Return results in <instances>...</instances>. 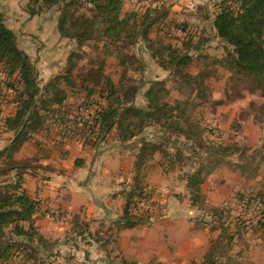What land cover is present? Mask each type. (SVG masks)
Returning <instances> with one entry per match:
<instances>
[{
	"label": "rangeland",
	"instance_id": "rangeland-1",
	"mask_svg": "<svg viewBox=\"0 0 264 264\" xmlns=\"http://www.w3.org/2000/svg\"><path fill=\"white\" fill-rule=\"evenodd\" d=\"M122 1L125 12L137 14L157 9L158 3L161 7L164 2H173ZM207 1L211 3L210 11L218 13L223 0ZM16 3V9L9 11L13 12L10 14L0 4V13L4 14L6 23L17 19L10 23L18 26L15 29L7 25L21 38L20 48L35 62L41 87L63 72L74 50L77 54L73 60L77 67L72 72L77 86L70 87L60 112L46 113L43 124L19 144L15 141L17 131L9 128L6 122L19 110V77L9 74V69L0 65L3 87H0V180L2 185H15L16 180H13L18 170L8 174L5 170L12 164L24 168L25 188L39 204L34 216L37 231L34 238L35 245L40 248L39 252L26 247L27 243L17 244L11 260L3 264H27L29 254L34 256L30 264L36 260L45 264H201L205 262V256L214 255L213 252L220 258L218 264H264V228L256 230L252 226L261 214L255 206L248 207L239 197L240 194L255 198V194L264 192V125L255 114L264 101L263 92L255 91L253 84H246L244 77L237 86L233 81L224 84L225 80L216 75L206 78L210 84L205 88V97L196 98V104L189 106L188 111L198 124L197 128H192L194 134L201 131L204 140L213 141L208 145L209 150L202 149L201 156H206L205 151L216 154L223 151V159L218 163L203 159L205 162L201 165L194 157L191 142L186 144L183 137L174 133L172 142L151 147L150 150L156 152L138 176L135 162L140 152L133 147L140 148V142L123 145L109 138L108 142L93 148L94 139H91L89 126L84 123H94L98 106L96 103L89 106L88 101L95 99L105 103L106 99L101 97L100 91L88 99L85 88L88 83L82 82L91 67L97 68L103 62L116 81L128 68L131 85L143 80H168L170 73L147 54L145 48L142 51L137 48L114 50L115 45H106L108 40L103 37L86 36L81 46L62 35L58 40L54 29L58 25L59 11L49 9L31 17L28 10L34 5L33 0H16ZM167 4L158 7L159 13L167 11L168 17L156 24L154 31L161 28L162 31H153V36L157 33L174 43L176 37L183 39L188 34L177 27L180 24H188V29L196 33V40L203 29H209L205 20L206 8H199L198 21L192 18V3L186 1L180 13ZM228 4L238 11L236 0H230ZM91 8L86 0H79L75 5L76 17L86 21L81 20L80 29L89 30ZM20 12L27 13V20L19 15ZM53 24H56L55 28ZM167 32L174 37L170 39ZM210 43L211 47H208ZM210 43L206 50L211 57L201 60L203 65H209V70L218 68L213 64L214 54L223 55L222 48L215 51L214 46L220 47L218 43L214 40ZM127 52L136 55L129 61V67L123 65L122 59ZM191 69L195 71L197 67ZM167 84L173 97L188 99L197 94V91L190 93L185 86L181 88L173 80ZM93 85L94 81H91L89 86ZM136 103L145 106L143 93ZM42 115L45 116V112ZM60 116H66L64 121L57 120ZM158 136L162 133L157 125H151L137 140L141 137L153 140ZM194 172H201L200 177L204 179L197 192L202 199L196 202L192 190L197 187L188 185L189 175ZM79 180L86 185L81 188ZM83 188L94 195L81 194L78 190ZM134 191L144 192V196H135L131 201L129 194ZM130 201L127 219L136 223L120 228L123 225H118V220L126 214ZM214 209L219 210L216 216ZM25 226L27 228L29 223Z\"/></svg>",
	"mask_w": 264,
	"mask_h": 264
},
{
	"label": "trees",
	"instance_id": "trees-1",
	"mask_svg": "<svg viewBox=\"0 0 264 264\" xmlns=\"http://www.w3.org/2000/svg\"><path fill=\"white\" fill-rule=\"evenodd\" d=\"M86 1L88 5L92 6L93 13L88 31L80 29L81 20L86 21L83 18H77L74 12V7L79 0H33L34 5L29 7L28 12L31 16H36L46 10L56 9L60 13L57 20V31L63 37L80 44L79 46L88 36L103 37L108 40L106 45L111 43L115 45L114 50L137 48L142 51L145 48L146 53L170 73L168 80H143L142 83L131 85L132 78L128 68H125L127 70L116 81L113 75L106 71L105 62L97 68L91 67L87 78H84L82 82L83 84L88 83L85 86L88 91V99L98 91H100L101 97L106 99L105 103L95 99L88 101L89 106L93 103L98 106L93 117L94 123L88 121L84 123L89 126L87 128H89L91 139H94L93 148L100 146L101 142H108L109 138H113L123 145H129L133 141L140 142L142 145L140 148L133 147L140 152L137 154L135 162L138 168L137 175L140 176L141 169L156 152L151 151V147H157L160 144L167 145L171 141L172 134L177 133L186 140V144L192 143H190V147L194 150V157L199 160L201 165L206 159L211 160L210 162H220L223 159V151L217 154L205 151L206 156H201L202 149L206 147L209 150L213 141L204 140L201 131L194 134L192 128H197L198 124L192 119V113L188 111V107L196 104V98L205 97V88L210 84L205 79L211 75L223 78L224 84L233 81L235 86L244 77L246 84H253V89L263 92L264 96V0H236L239 4L238 11L231 9L228 4L230 0H223V4L218 6V13L214 15L210 23L208 22L209 29H203L198 40L195 39L196 33L191 32L190 28L188 29V24L185 23L183 26L180 24L177 27H180L182 32H187V36L183 39L176 37L177 40L174 43L167 41L165 36L157 33L153 36L154 33H152L156 24L159 21L167 20L168 17L167 11L159 13L158 2L161 0L156 2V4L158 3L157 9L152 11L149 9L142 14L125 12L122 0ZM165 4L167 3L164 2L160 8L165 7ZM156 31L159 33L162 28ZM166 36L170 39L174 37L169 32ZM211 40L219 44L220 47L214 46L215 51L217 48H222L223 55H220L219 52H217L219 54H214L216 57L213 64L218 68L213 69L211 66L212 69L209 70V65H203L201 60L203 57H211L212 54L210 55L206 50V45H209ZM208 47H211V43ZM75 51L68 59L70 65L64 67L63 72L52 78L46 86L41 87L35 62L28 53L20 48L17 34L8 27L4 14L0 13V65H5V68L9 69V74L18 75L19 86L17 89H20L19 110L6 122L9 128L17 131L15 141L19 144L25 141L31 131H35L43 124L47 118L46 113H59L60 107L67 100L70 87L77 86L72 72L77 67L73 60L77 54ZM133 56L136 55L124 53L122 55L123 65L129 67L128 63ZM193 67H197V70L193 71L191 69ZM170 80L180 85L181 88L185 86L186 89L191 90L190 93L197 91L196 96L188 99L173 97L171 87L167 84ZM91 81H94L93 86H89ZM146 84L147 87H145ZM0 87H2L1 84ZM11 87L14 85L11 84ZM144 87L146 88L145 92L143 91ZM142 93L146 99V104L143 107L136 103ZM54 105L59 107L54 108ZM257 108L255 114L264 125V101ZM42 112H45V116L42 115ZM65 117H57V120L64 121ZM66 121L69 122V118ZM77 124L76 122V127ZM151 125H157L162 136L153 140H149L147 137L142 138V136L137 140V137L143 135L145 129ZM70 129L73 130V128ZM133 144L136 145L135 142ZM173 144L176 145V142ZM195 149H198V152ZM22 169L24 168L12 164L5 170L6 174L18 170L13 180V182L16 180L15 185H2L3 181L0 180V264L11 260L12 250L16 246L18 247L17 244L26 245L27 243L26 247L40 252L39 245H35L34 238L37 234L34 216L39 209V204L25 188L24 175L26 172ZM200 173L194 172L189 175L188 185L197 187L194 191L192 190L195 202L202 199L201 195L197 193L198 186L204 181L200 177ZM135 196L141 198L144 196V192L134 191L129 194L128 199L132 201ZM239 197H242L241 201L246 202L248 207L255 206L261 214L256 217L252 226L256 230L264 228V192L255 194V198L240 196V194ZM131 201L126 206V214L118 220L117 224L123 225L120 228L132 227L136 223L127 219ZM218 212V209H214V216L218 215ZM25 223H29L27 228ZM10 226H14L11 233L7 231ZM13 235L17 237L13 238ZM213 254L205 256V262L203 261L201 264H218L220 258H216L214 252ZM33 258L34 256L29 254L27 264H30ZM46 258L50 259L49 256ZM33 264L45 263H38L36 260ZM49 264L55 263L50 262Z\"/></svg>",
	"mask_w": 264,
	"mask_h": 264
},
{
	"label": "crops",
	"instance_id": "crops-1",
	"mask_svg": "<svg viewBox=\"0 0 264 264\" xmlns=\"http://www.w3.org/2000/svg\"><path fill=\"white\" fill-rule=\"evenodd\" d=\"M173 2H169L168 4L169 5H171L172 6V9L173 10H175L177 13H180L181 11H182V9L186 6V1H188V2H190V3H192L191 4V13H192V18L193 19H197L198 21L200 20V17H199V15H197V13H198V10H200L199 8H201V7H204V8H206V10H205V14H207V16H206V18H205V20H206V22H211L212 21V18L214 17V15L216 14V13H212V11H210V7H211V3L209 2V1H203V3H201V4H199L202 0H172ZM192 1H194V2H192ZM196 1V2H195ZM0 4H2L4 7H6L7 9H5L9 14L10 13H13V12H9V11H14L15 9H16V7H17V3H16V0H14V1H12V0H0ZM199 4V5H198ZM11 9V10H10ZM4 11V10H3ZM25 13V14H24ZM21 17H23L24 19H26L27 20V13L26 12H20V14H19ZM31 16V15H30ZM37 16V15H36ZM32 17V16H31ZM208 18V19H207ZM20 19V18H19ZM17 19H15L14 18V20H8L7 21V23L9 24V26L12 28V29H15L16 27H18V26H13V25H11L10 23H12V22H15ZM52 20V19H51ZM32 21L33 20H30L29 22L30 23H32ZM23 22H25V21H23ZM51 22H55L54 21V19L51 21ZM27 24V23H26ZM27 26V25H26ZM53 26H54V28H55V26H56V24H53ZM54 31H55V36H57V38H58V40H60L61 39V37L59 36L60 34H59V32L57 31V29L55 28L54 29ZM211 31V30H210ZM18 38L19 39H21L19 36H18ZM19 43H20V41H19ZM121 161H122V159H121ZM124 170V169H123ZM78 175V174H77ZM80 177H81V175L79 174V179H80ZM87 180V174H86V176H85V181ZM80 181V180H79ZM81 182H83V181H80L79 183V186L82 188V186L83 185H86V182H84V184H81ZM81 194L84 192V193H86L87 192V194L89 195V196H93L94 194H92V195H90L89 194V192H88V190H86V188H83V189H80V190H78Z\"/></svg>",
	"mask_w": 264,
	"mask_h": 264
},
{
	"label": "built area",
	"instance_id": "built-area-1",
	"mask_svg": "<svg viewBox=\"0 0 264 264\" xmlns=\"http://www.w3.org/2000/svg\"><path fill=\"white\" fill-rule=\"evenodd\" d=\"M158 0H155V3L157 2ZM144 3V2H143Z\"/></svg>",
	"mask_w": 264,
	"mask_h": 264
}]
</instances>
